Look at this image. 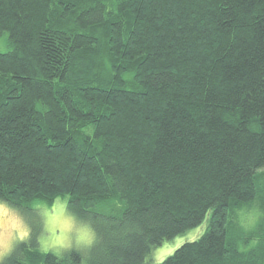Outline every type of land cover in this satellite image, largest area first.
Masks as SVG:
<instances>
[{
	"label": "trees",
	"instance_id": "obj_1",
	"mask_svg": "<svg viewBox=\"0 0 264 264\" xmlns=\"http://www.w3.org/2000/svg\"><path fill=\"white\" fill-rule=\"evenodd\" d=\"M3 37L0 201L96 240L1 264H149L209 214L160 264H264V0H0Z\"/></svg>",
	"mask_w": 264,
	"mask_h": 264
},
{
	"label": "rangeland",
	"instance_id": "obj_2",
	"mask_svg": "<svg viewBox=\"0 0 264 264\" xmlns=\"http://www.w3.org/2000/svg\"><path fill=\"white\" fill-rule=\"evenodd\" d=\"M6 40V37L0 38V52L8 51ZM28 214L29 217L0 201V264L20 243L29 240L34 222L39 230L40 249L45 253L63 255L72 250L85 253L95 243L96 235L90 224L79 221L70 213L66 200H58L52 207L38 206L36 215ZM209 218L199 227L154 249L147 259L149 264H160L184 244L198 240L206 232ZM261 218L260 212L252 207L241 211L238 219L240 225L249 231L258 226Z\"/></svg>",
	"mask_w": 264,
	"mask_h": 264
}]
</instances>
